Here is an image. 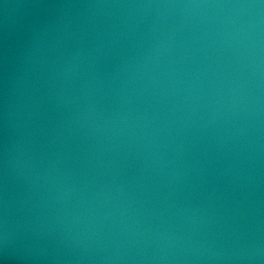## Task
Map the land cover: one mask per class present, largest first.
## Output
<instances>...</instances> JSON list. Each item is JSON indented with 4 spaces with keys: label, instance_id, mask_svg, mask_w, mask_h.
<instances>
[{
    "label": "water",
    "instance_id": "95a60500",
    "mask_svg": "<svg viewBox=\"0 0 264 264\" xmlns=\"http://www.w3.org/2000/svg\"><path fill=\"white\" fill-rule=\"evenodd\" d=\"M0 264H264V0H0Z\"/></svg>",
    "mask_w": 264,
    "mask_h": 264
}]
</instances>
